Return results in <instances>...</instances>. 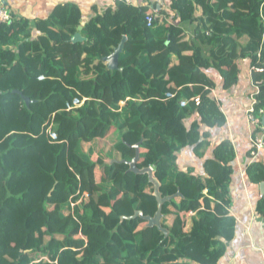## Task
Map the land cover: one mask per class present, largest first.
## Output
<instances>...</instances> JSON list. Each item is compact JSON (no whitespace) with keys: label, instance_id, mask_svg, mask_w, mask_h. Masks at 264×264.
I'll use <instances>...</instances> for the list:
<instances>
[{"label":"trees","instance_id":"1","mask_svg":"<svg viewBox=\"0 0 264 264\" xmlns=\"http://www.w3.org/2000/svg\"><path fill=\"white\" fill-rule=\"evenodd\" d=\"M170 9L148 26L153 10L122 0L82 26L80 7L60 3L47 18L0 25V264H218L235 234L233 143L216 144L205 175L179 170L177 159L187 146L205 154L202 125L226 124L209 71L230 89L250 60L264 107V0H171ZM184 23L195 26L190 39ZM124 37L109 69L105 58ZM108 136L116 140L106 148L84 150ZM136 144L138 167L154 168L162 195L182 194L163 205L167 233L134 216L158 209L148 175L127 162ZM247 175L262 183L264 164ZM188 211L197 214L186 232ZM257 212L264 217L263 198Z\"/></svg>","mask_w":264,"mask_h":264},{"label":"crops","instance_id":"2","mask_svg":"<svg viewBox=\"0 0 264 264\" xmlns=\"http://www.w3.org/2000/svg\"><path fill=\"white\" fill-rule=\"evenodd\" d=\"M134 6L147 5L158 15L159 10L174 15L170 9L171 0H127ZM60 3H72L80 7L82 11V26L96 15L105 12L109 7L116 6V0H5L13 18H26L35 21L47 18L53 8ZM164 17V16H162ZM172 21L171 19H168ZM181 23L180 21H178ZM34 24H32L33 26ZM186 32V39H190L195 32V26L191 23L181 24ZM33 36L40 34L33 27ZM240 79L230 89H224L223 79L217 71H209L208 76L214 81L213 96L218 100L226 115V124L222 127L209 128L202 125V131L210 133V146L204 150L202 157L194 152L193 146H187L178 154L177 167L181 171L193 170L194 173L205 175L204 164L206 159L213 158V150L222 139H230L235 149L233 162L234 172L230 185L232 205L230 214L235 217L234 237L227 241L224 255L218 264H264V217L257 212V204L262 197L260 184L251 183L247 168L251 164L250 158V132L246 117V109L250 104V94L253 89L252 71L250 60H240ZM197 116L188 119V123ZM106 139H97L96 141ZM91 142V146L96 142ZM107 141V140H106ZM111 145V144H109ZM107 145V146H109ZM106 146V147H107ZM90 148V147H89ZM97 152V151H96ZM264 155V153H263ZM97 155L93 156L96 160ZM103 168L97 166L96 178L99 181ZM197 214L186 212L183 216L186 220L184 230L188 232L192 226V218ZM186 264H198L187 259L180 260Z\"/></svg>","mask_w":264,"mask_h":264},{"label":"built area","instance_id":"3","mask_svg":"<svg viewBox=\"0 0 264 264\" xmlns=\"http://www.w3.org/2000/svg\"><path fill=\"white\" fill-rule=\"evenodd\" d=\"M116 1H122V0H116ZM157 13L153 12L146 16V21L148 26H152L156 17ZM13 20V16L11 14V11L9 10L8 6L5 4V0H0V25L9 23ZM258 71H262V69H256ZM251 71H253V68L251 67ZM253 84V83H252ZM253 89L251 90L250 94V104L246 109V117L249 124V132H250V143H251V149H250V158L251 163L258 161L264 164V125L262 123V118L264 116V107L259 106V100H258V94L260 92V89L258 85L253 84ZM197 101L199 99L197 98ZM83 101L77 100L75 102L76 106L81 105ZM125 104V102H121V105ZM48 132L51 133L52 137H56V135L51 131V126L48 127ZM153 168V167H152ZM154 169V168H153ZM207 192V190L205 191ZM80 193V191H79ZM89 198V194L87 192L82 193L79 200L74 201L71 200V206L72 210L74 212V208L77 204L81 203L83 200H87ZM190 213H193V211H189ZM188 213V212H187ZM45 257H42L36 261H41ZM172 264H179L178 262L172 263Z\"/></svg>","mask_w":264,"mask_h":264},{"label":"water","instance_id":"4","mask_svg":"<svg viewBox=\"0 0 264 264\" xmlns=\"http://www.w3.org/2000/svg\"><path fill=\"white\" fill-rule=\"evenodd\" d=\"M75 37H76V39H78V38H80V35L77 34ZM125 40H126V37L123 38L122 42L112 52V54H110V56L105 58V61L107 62L109 69H116L118 67L119 56H120L121 52L124 50ZM24 99L27 102V104H29L31 102V99L27 96H24ZM262 123L264 125V116L262 118ZM135 147H136V156L132 160L127 161V162L130 165V170H132L133 172L148 175L149 181L154 185V195H155L157 202H158V209H157L154 216L144 215V212L141 210H138L134 216L135 217L141 216V217L145 218L148 221V224H147L148 226H151V227L157 226L161 231L167 233V229L164 228V226L162 225L163 205L166 202L171 201L172 199L181 196L182 194L180 191H178L177 194H175V195L163 196L161 193V190H160L161 182L155 176L154 169L151 166L144 167V168L138 167V161L140 158V144H136ZM260 188H261L262 197L264 199V181L262 183H260Z\"/></svg>","mask_w":264,"mask_h":264},{"label":"rangeland","instance_id":"5","mask_svg":"<svg viewBox=\"0 0 264 264\" xmlns=\"http://www.w3.org/2000/svg\"><path fill=\"white\" fill-rule=\"evenodd\" d=\"M171 14H169V16H170ZM159 17V19L160 20H164L165 18L164 17H162V16H158ZM124 105V104H123ZM122 105V106H123ZM112 133V132H111ZM111 135V134H110ZM109 135V136H110ZM107 137V141L106 140H102V141H96L94 144H93V146H95V148L97 149V148H100V149H103V148H106V146L107 145H109V144H112L115 140H116V136H111V137ZM84 150L86 151V152H88V150H89V147H91V144H88V143H84ZM102 147V148H101Z\"/></svg>","mask_w":264,"mask_h":264}]
</instances>
